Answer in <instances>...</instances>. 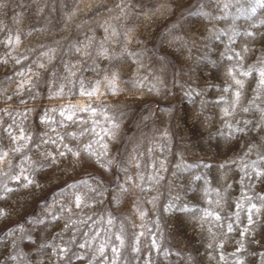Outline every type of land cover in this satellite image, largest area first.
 Here are the masks:
<instances>
[{
    "label": "clouds",
    "instance_id": "clouds-1",
    "mask_svg": "<svg viewBox=\"0 0 264 264\" xmlns=\"http://www.w3.org/2000/svg\"><path fill=\"white\" fill-rule=\"evenodd\" d=\"M0 264H264V0H0Z\"/></svg>",
    "mask_w": 264,
    "mask_h": 264
}]
</instances>
